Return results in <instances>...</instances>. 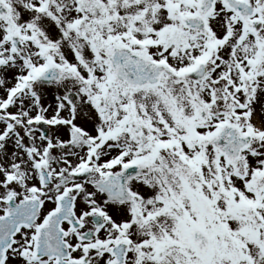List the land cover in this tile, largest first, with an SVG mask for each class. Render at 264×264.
I'll return each instance as SVG.
<instances>
[{
  "label": "snow or ice",
  "instance_id": "6c2138e0",
  "mask_svg": "<svg viewBox=\"0 0 264 264\" xmlns=\"http://www.w3.org/2000/svg\"><path fill=\"white\" fill-rule=\"evenodd\" d=\"M0 264H264V0H0Z\"/></svg>",
  "mask_w": 264,
  "mask_h": 264
}]
</instances>
